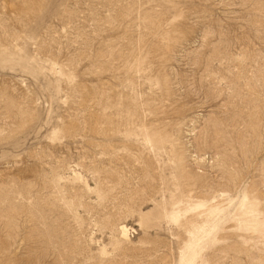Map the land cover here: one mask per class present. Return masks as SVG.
Returning a JSON list of instances; mask_svg holds the SVG:
<instances>
[{
  "label": "rangeland",
  "instance_id": "1",
  "mask_svg": "<svg viewBox=\"0 0 264 264\" xmlns=\"http://www.w3.org/2000/svg\"><path fill=\"white\" fill-rule=\"evenodd\" d=\"M0 264H264V0H0Z\"/></svg>",
  "mask_w": 264,
  "mask_h": 264
},
{
  "label": "bare ground",
  "instance_id": "2",
  "mask_svg": "<svg viewBox=\"0 0 264 264\" xmlns=\"http://www.w3.org/2000/svg\"><path fill=\"white\" fill-rule=\"evenodd\" d=\"M145 215H146V213L143 214V218H144ZM143 218H141V219H143ZM120 231H121V234L123 235V237L128 238L129 228H128L127 225H122L121 228H120ZM131 234L133 235V233H131Z\"/></svg>",
  "mask_w": 264,
  "mask_h": 264
}]
</instances>
